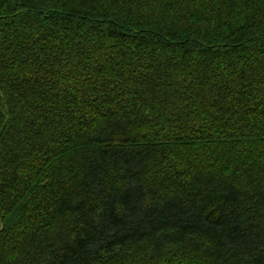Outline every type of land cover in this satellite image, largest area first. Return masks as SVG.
I'll return each instance as SVG.
<instances>
[{"label": "trees", "instance_id": "16d2710c", "mask_svg": "<svg viewBox=\"0 0 264 264\" xmlns=\"http://www.w3.org/2000/svg\"><path fill=\"white\" fill-rule=\"evenodd\" d=\"M0 264H264V0H0Z\"/></svg>", "mask_w": 264, "mask_h": 264}]
</instances>
